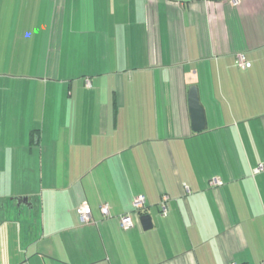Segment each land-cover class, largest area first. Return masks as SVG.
Instances as JSON below:
<instances>
[{
  "label": "crops",
  "instance_id": "0c3cea01",
  "mask_svg": "<svg viewBox=\"0 0 264 264\" xmlns=\"http://www.w3.org/2000/svg\"><path fill=\"white\" fill-rule=\"evenodd\" d=\"M0 264H264V0H0Z\"/></svg>",
  "mask_w": 264,
  "mask_h": 264
},
{
  "label": "built area",
  "instance_id": "2783aa9c",
  "mask_svg": "<svg viewBox=\"0 0 264 264\" xmlns=\"http://www.w3.org/2000/svg\"><path fill=\"white\" fill-rule=\"evenodd\" d=\"M232 2V4L236 5L238 3V0H230ZM237 66L243 69H248L250 67V64L247 63L244 59L243 56H238L237 58ZM86 87L90 88L91 84L89 81H86ZM262 170V167H258L256 170H254V173H257L259 171ZM212 185H220V183L217 180H212L210 182ZM167 201H168V197L167 196H162L160 199V203H159V209H160V214L162 216H164L167 212ZM145 204V199L143 196H138L135 197L132 201V212L136 214L137 211H139L140 209H142L144 207ZM78 217H79V221L81 224L83 225H90L93 224V219L91 216V212L88 206H82L78 208ZM100 213L102 215L103 218H108L110 216L109 213V209L106 205H102L100 207ZM119 224L120 227L123 230H129L131 228H133V222H132V218L130 216V214H125L123 216L119 217Z\"/></svg>",
  "mask_w": 264,
  "mask_h": 264
},
{
  "label": "water",
  "instance_id": "95a60500",
  "mask_svg": "<svg viewBox=\"0 0 264 264\" xmlns=\"http://www.w3.org/2000/svg\"><path fill=\"white\" fill-rule=\"evenodd\" d=\"M188 108L192 131L199 133L206 130L207 125L204 109L200 102L197 86L195 85L190 86L188 89ZM14 202L17 207H25L27 209L32 208L29 198L18 197ZM140 223L144 231H148L152 228V222L148 215L141 216Z\"/></svg>",
  "mask_w": 264,
  "mask_h": 264
},
{
  "label": "trees",
  "instance_id": "16d2710c",
  "mask_svg": "<svg viewBox=\"0 0 264 264\" xmlns=\"http://www.w3.org/2000/svg\"><path fill=\"white\" fill-rule=\"evenodd\" d=\"M145 205V204H144ZM144 207L142 209H140L139 211L136 212V215H142V211H143Z\"/></svg>",
  "mask_w": 264,
  "mask_h": 264
}]
</instances>
